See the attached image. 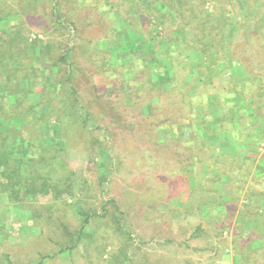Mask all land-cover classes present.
I'll list each match as a JSON object with an SVG mask.
<instances>
[{
  "label": "rangeland",
  "instance_id": "obj_1",
  "mask_svg": "<svg viewBox=\"0 0 264 264\" xmlns=\"http://www.w3.org/2000/svg\"><path fill=\"white\" fill-rule=\"evenodd\" d=\"M150 1L0 0V36L16 31L34 44L33 59L40 58L36 64L24 57L20 65L24 71L33 67L38 73L24 82L28 94L23 108L11 107L15 96L0 89V97L5 96L0 99V113L14 114L12 125L20 128L30 144H18L0 121V135H7L4 145L20 148L15 149L16 156L28 179L35 149H40L35 157L42 165L43 156H52L64 146L66 154L60 150L50 164L51 179L66 174L74 179L72 195L62 194L54 201L45 196L42 202H14L0 192V264H38L40 260L42 264H264V236L257 241L251 237L253 232L264 234V196L253 195L264 189V139L249 124V113L230 112L219 131L226 130L234 142L221 148L237 156L238 165L232 159L225 161L230 174L220 173L214 179L219 175L215 169L206 172V166L198 164L196 180L192 186L187 184L185 162L198 154L203 162L211 158L219 164L221 159L213 155L210 144L220 147L221 141H213L214 136L203 139L197 121L184 120L191 110L183 102L180 87L163 89L169 81L166 60L163 53L153 55L144 45L149 38L146 30L152 36L148 44H160L162 52L161 40L176 20L171 19L172 9L167 13ZM232 5L228 1L225 8L231 10ZM206 8L212 10L210 5ZM256 13L252 9V15L244 17L250 29H242L238 45L230 44L229 49L240 50L249 69L263 74L264 61L260 62L253 47L264 46V30L250 35L251 28L258 26ZM260 18L264 23V13ZM242 32L245 42L239 38ZM66 49L67 63L58 62ZM67 64L71 83L96 124L88 123V131L82 127L73 98L63 93ZM176 70L179 79L186 77V70ZM238 78L235 75L229 81ZM1 84L12 86L14 79L1 72ZM52 86L54 98L65 97L68 103L59 119L32 126L27 117L18 118L22 109L39 100L40 89ZM260 89L247 81L237 90L248 98L261 94L248 111L256 114L254 125L264 132V91ZM192 160L197 162L196 157ZM194 169L191 166L190 172ZM44 171L40 167L38 172ZM201 187L206 192L201 194ZM254 204L262 216L247 214ZM66 232L80 236L69 249L65 248L70 243Z\"/></svg>",
  "mask_w": 264,
  "mask_h": 264
},
{
  "label": "trees",
  "instance_id": "obj_2",
  "mask_svg": "<svg viewBox=\"0 0 264 264\" xmlns=\"http://www.w3.org/2000/svg\"><path fill=\"white\" fill-rule=\"evenodd\" d=\"M228 1L233 3V8L231 10L225 8V4H227ZM150 3L152 5L156 4L159 8H164L166 12L168 10L167 13L172 9L170 16L173 18L171 19L176 20L174 22L171 20L172 22L167 31V36L161 40V46L163 45L165 49L163 50L164 52L160 51V44H148L151 41L152 36L150 30L145 29L147 32L149 31V38L145 41L148 43H144V45H147V49L152 51L153 55L159 56L163 53V59L166 60L164 62V67L166 66V69L168 70L169 81L166 84L168 87H163V89L174 90L180 87V93L183 92L185 95V100L183 102H186V105L190 107L191 110L184 120L186 121L193 118L197 121L203 139H209V137L214 136L212 139L213 141H216V143H218V140L221 141L220 147L218 145L214 146L213 143L210 144V147H212L211 150L216 153L213 155L221 159L219 164H215L211 158H208L209 160L203 162V160H201L202 157H199L198 154L191 155L190 160L185 162L186 164L183 165L182 168H184V171L186 170V182L189 186H192L193 180H196L200 170L198 164L206 166V172L215 169L219 175L214 179H219L222 175L220 173L230 174L229 171L231 169L227 168L228 166L225 165V161L232 159L238 165V161L234 159L237 156L233 157L226 154V150H223L225 146L221 148L222 144L227 145L226 142L229 144L233 141L231 135L227 133L226 130L219 131V127L221 128L224 118H226L230 112L234 113L235 116L239 112L240 115L249 113L247 115L251 118V123L249 124H251L252 128L255 126L254 131L261 135V139H264V132H262L261 128H256V125H254L255 120H252L253 116L256 114L250 112V110L248 111V109L251 108V105L255 104V97L261 98V94H255L254 98H248L242 90H237L242 84H245L247 81H252L253 86H261L260 90L263 92L264 67L262 66L261 68L263 74L254 72L256 70L252 68L249 69V62L242 58L239 53L240 50L230 51L231 49H229L230 44L231 46L234 44L238 45L235 42L242 29H250L247 27L244 17H250V15H252V9H254L255 12L257 11L255 15L258 26L256 28H251L254 29V32L250 35L257 36L262 30H264V23L260 18V15L264 13V0H238L237 2L236 0H151ZM53 4V8L57 9V1ZM207 5H210L212 10L209 11L206 8ZM235 5H237L236 8ZM244 6L247 7V11H244ZM169 20V18L165 19V22H169ZM155 26L156 24H154L153 27ZM10 34L9 37L0 36V73H5L8 80L13 78L14 85L10 86L7 84H1L0 89L6 91L7 96H15L13 101H11V107L23 108L25 102H22V100L24 95L28 94V88L25 87L26 83L24 82L29 81L28 79H30V77L33 78L38 75V73L35 72L36 69L33 67L24 71L20 65L24 57L25 59L27 58V63L33 61V63L36 64H40V58L38 61L33 59V43L28 42L26 38H23L20 34H16V31H12ZM244 36L245 34L239 36V38L241 37V39H243V42H245ZM216 42H219V45H216ZM262 46L263 45L260 44L259 46L253 47L256 53L261 57V63L264 61V51L260 50ZM67 55L68 49L59 55L58 62L64 64L67 63L65 61ZM11 61L18 62V65H9L8 63ZM66 66L65 79L62 81L65 85L63 93H66L67 91L71 97L70 99L73 98V103L81 113L82 127L85 131H88V123H92V127H95L96 124L92 122V113L78 97V94L71 83L70 67L68 64ZM177 67L186 70L187 75L184 79L178 78ZM223 67L226 69L222 70ZM152 71L153 70H151V72ZM235 75L239 76V78L237 81L233 80L235 81L234 83H231L229 79H234ZM220 79L222 80L220 81ZM190 80L192 85L190 86L189 84L186 91H184V86H186V83ZM178 83H180V85H178ZM182 83L183 86H181ZM221 83L224 84L222 85ZM54 87L55 86L49 88L46 87L44 90L43 88L40 89L39 91L43 94L41 93V95H38L40 96L39 100L30 103L22 109L18 118L22 119L27 117L29 119V124L32 126H38L42 123H49L53 119H59L61 112H63V110L64 112L67 111L68 103L65 102V97H58V99L54 98ZM4 98L5 96L3 95L0 97V99ZM55 99L56 101H54ZM229 103L232 104L230 107H228L230 105ZM224 106L228 108L225 109ZM207 107L210 108L208 112L204 110ZM0 121H3L2 124L8 126L11 134L14 136V140L15 138L18 139V144L26 143V140L22 137L20 128L13 126L15 122L14 114H1ZM6 136V134H4V136L0 135V192H6L8 198L14 202L22 201L27 204H31V200L33 199H39V201L42 202L41 199H44L45 196L50 197V199L54 201L62 197V194L72 195L74 179L71 181L70 174L69 177L68 174H66L64 177L51 179L50 164L52 159H58L57 155L60 154V150L66 154V148L64 146L58 149V151L52 156H43L44 163H42V165H39L40 160L35 157L40 152V149H35L32 152L34 156L32 161L34 163L32 166L28 165L27 174L30 176L28 179L27 176L21 172L22 162L16 156L18 153V151H15L16 148L4 145ZM256 140H258V137H256ZM26 144L27 146L30 145L28 142ZM31 145L35 146L33 144ZM19 149L20 148H17L16 150ZM46 150L47 148H44V152H46ZM193 157H196L197 162L192 160ZM60 163L63 164V162ZM244 163L245 160L240 162V164L243 165ZM191 166L195 167L193 172H190ZM221 166H224L225 169ZM40 167L45 169L44 173L41 175L38 172ZM180 172H182V169H180ZM190 174H192V176H190ZM254 174H259V172L254 171ZM199 186L200 184L198 187ZM190 189L192 190V188ZM206 190L207 189L201 187V194L206 192ZM255 194H258V196H264V189L260 188L257 193H253L254 196ZM47 198L43 201H47ZM253 199L254 198L251 197V200ZM247 214L250 216H262V213L259 212V209L255 204L252 206V210L247 212ZM86 221L87 218L83 219L80 225L81 230L85 227ZM253 233L254 236L251 235V237L256 239V241L259 240L261 236H264L261 231H258V234H255V232ZM66 234L68 236V242L70 243L68 246H65V248L69 249V247L76 245L80 236H73L72 232H66ZM65 248H62V250ZM38 264H42L41 260Z\"/></svg>",
  "mask_w": 264,
  "mask_h": 264
},
{
  "label": "built area",
  "instance_id": "obj_3",
  "mask_svg": "<svg viewBox=\"0 0 264 264\" xmlns=\"http://www.w3.org/2000/svg\"><path fill=\"white\" fill-rule=\"evenodd\" d=\"M229 250V248H226V251H228Z\"/></svg>",
  "mask_w": 264,
  "mask_h": 264
},
{
  "label": "crops",
  "instance_id": "obj_4",
  "mask_svg": "<svg viewBox=\"0 0 264 264\" xmlns=\"http://www.w3.org/2000/svg\"><path fill=\"white\" fill-rule=\"evenodd\" d=\"M230 79H232V78H230Z\"/></svg>",
  "mask_w": 264,
  "mask_h": 264
}]
</instances>
